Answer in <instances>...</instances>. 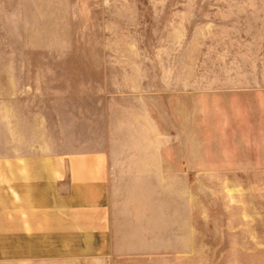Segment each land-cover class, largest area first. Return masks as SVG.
Instances as JSON below:
<instances>
[{"label":"rangeland","instance_id":"rangeland-1","mask_svg":"<svg viewBox=\"0 0 264 264\" xmlns=\"http://www.w3.org/2000/svg\"><path fill=\"white\" fill-rule=\"evenodd\" d=\"M102 123L145 264H264V0H0V152Z\"/></svg>","mask_w":264,"mask_h":264},{"label":"crops","instance_id":"crops-1","mask_svg":"<svg viewBox=\"0 0 264 264\" xmlns=\"http://www.w3.org/2000/svg\"><path fill=\"white\" fill-rule=\"evenodd\" d=\"M69 133L10 137L0 152V264L147 263L113 205L110 129Z\"/></svg>","mask_w":264,"mask_h":264}]
</instances>
